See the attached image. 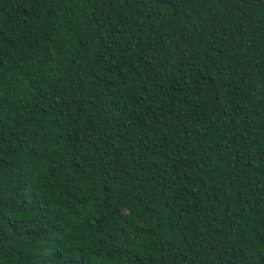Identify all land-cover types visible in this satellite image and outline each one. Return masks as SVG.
<instances>
[{
	"label": "trees",
	"instance_id": "obj_1",
	"mask_svg": "<svg viewBox=\"0 0 264 264\" xmlns=\"http://www.w3.org/2000/svg\"><path fill=\"white\" fill-rule=\"evenodd\" d=\"M0 264H264V0H0Z\"/></svg>",
	"mask_w": 264,
	"mask_h": 264
}]
</instances>
